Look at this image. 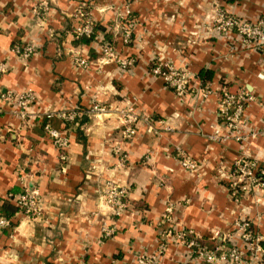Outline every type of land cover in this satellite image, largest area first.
Returning a JSON list of instances; mask_svg holds the SVG:
<instances>
[{
	"label": "crops",
	"instance_id": "0c3cea01",
	"mask_svg": "<svg viewBox=\"0 0 264 264\" xmlns=\"http://www.w3.org/2000/svg\"><path fill=\"white\" fill-rule=\"evenodd\" d=\"M48 1L52 13L49 30L43 33L33 25L40 0H0V62L8 68L0 92L31 90L37 97L26 121L16 106L0 99V215L12 220L11 227L0 231V264H139V255L158 254V223L169 203L177 205V223L198 232L209 245L222 244L223 237L232 235L227 244L243 249L233 227L241 215L264 234V204L253 197L240 203L231 198L228 178L241 145L223 139L227 131L217 116L218 97L197 100V95H188L181 101L151 73V63L161 59L187 66L194 75L193 89L226 87L253 93L257 101L247 105L243 133H259L250 141V150L262 159L264 45L232 44L231 37H217L208 29L217 6L242 20L264 19V0ZM85 4L91 6L100 32L105 29L118 41L117 55L134 60L132 66L104 63L97 42L74 39L71 15ZM126 7L136 17L130 44L117 36L113 14ZM28 44L37 49L28 61L11 52L15 45ZM71 50L89 59L87 69L75 66ZM94 101L133 106L145 120L138 123L134 139L121 145L123 167L114 154L121 130L117 114L87 116ZM69 110L79 113L75 123L51 120L70 138L64 174L45 131V115ZM215 130L218 140L212 138ZM178 148L201 163L197 172L183 169ZM24 181L36 185L44 199L37 221L20 213L12 198L22 192ZM108 181L129 190L131 210L120 217L102 206ZM259 198L264 202V193ZM104 222L116 228L110 238L103 236ZM217 232L220 240L213 239ZM165 244L161 264H206L173 239Z\"/></svg>",
	"mask_w": 264,
	"mask_h": 264
},
{
	"label": "built area",
	"instance_id": "2783aa9c",
	"mask_svg": "<svg viewBox=\"0 0 264 264\" xmlns=\"http://www.w3.org/2000/svg\"><path fill=\"white\" fill-rule=\"evenodd\" d=\"M88 4L82 5L76 9L71 15L73 19L72 34L75 40L81 38H91L93 35L100 33L96 29V23L93 19L92 10ZM114 10V9H113ZM52 9L48 0H40V3L34 10L33 25L40 29L43 33L49 30V20ZM129 7L123 10H114L113 14L116 19L117 36L123 43L130 44L132 42L133 29L135 27V18ZM211 26L208 31L212 35L220 38L231 37L233 43H241L243 46L264 45V19H259L254 22L242 20L234 14L227 12L223 7L217 6L211 17ZM96 42L100 48L101 58L104 63H116L122 68H128L134 64V60L123 59L117 55V52L111 44L103 41V37L98 34ZM11 52L19 56L22 60L28 61L37 53L36 47L31 44L15 45ZM73 61L76 67L87 69L90 62L89 59L83 57L77 50H71ZM151 73L162 79L166 86L170 88L176 96L183 101L188 95H197L196 99H207L212 94L218 97L217 116L219 123L227 131L224 140H233L241 145L240 155L234 161L229 174L230 184L229 190L231 198L235 203L242 202L243 199L253 197L257 204H264L259 195L264 193V156L262 159L253 156L250 150V141L258 136V132L243 133L244 115L247 105L257 101V97L247 91L241 89L236 92H231L226 87H219L215 90L211 88L201 87L193 89L191 87L194 78L193 73L186 66L177 67L170 61L161 59L153 61ZM8 68L6 63L0 62V79L7 73ZM262 79L264 77L261 76ZM0 99L7 104L18 108V116L21 120L26 121L30 116V108L34 106L37 97L31 90L16 93L14 91L0 92ZM112 113L117 114V119L121 125L120 139L116 142L114 154L118 157V166L123 167L126 157L123 154L121 145L129 140L134 139L138 133L137 125L143 120L139 116L133 106L112 107L102 105L94 101L86 111L89 117H103ZM47 123L45 131L53 142L54 147L59 153L61 164V172L66 173V164L68 161L67 151L70 147V138L64 132L55 129L51 125V120L55 117L61 119L65 123H75L79 113L76 110L48 112L46 113ZM145 121V120H143ZM148 122V121H146ZM149 131H153V127L148 125ZM55 133V135H53ZM215 140L220 139V133L215 130L212 137ZM179 149V148H178ZM180 163L183 169L188 172L195 173L201 163L192 159L185 154L183 150H178ZM23 190L19 195L12 197L22 213L29 221H37L44 212V199L39 188L27 181L23 182ZM129 190L124 185H119L108 181L103 190L102 206L107 207L111 215L120 217L131 210L129 201ZM177 205L174 203L167 204L164 214L159 220L158 225L162 229V243L158 247L156 255H139L137 261L139 264H161L159 254H163L167 246L165 241L173 239L179 246L185 247L190 255L198 262L206 264H219L223 258L224 264H264V234H262L253 221L241 215L234 221V230L238 234L243 244V249L235 246H229L227 237L222 238V244L214 248H210L202 243V236L194 230L181 227L175 218V209ZM12 220L9 217L0 215V231L11 227ZM103 236L110 238L116 233L114 226L103 223ZM221 235L217 232L213 239L220 238ZM245 255H248L246 258ZM212 257V259H209Z\"/></svg>",
	"mask_w": 264,
	"mask_h": 264
},
{
	"label": "trees",
	"instance_id": "16d2710c",
	"mask_svg": "<svg viewBox=\"0 0 264 264\" xmlns=\"http://www.w3.org/2000/svg\"><path fill=\"white\" fill-rule=\"evenodd\" d=\"M133 14V13H132ZM133 16H134V14H133ZM134 18H136L135 16H134ZM101 25H99V24H97L96 23V29L100 32V30H101ZM98 34H100L102 37H103V41L102 42H104V41H106V42H108L109 44H111L112 46H113V48L115 49V48H117V40H113L111 37H110V34H108L106 31H105V29H103L100 33H98ZM98 34H95V35H93L91 38H86V37H84V38H81V39H79V40H77V41H79V42H82V43H87V44H90V43H93V42H96L97 40H96V37L98 36ZM151 66H152V64H151ZM231 91V90H230ZM231 92H234V91H231ZM17 206V205H16ZM18 208V210H19V207H17ZM163 229V228H162ZM218 240V239H217ZM219 240H220V238H219ZM202 243H204V244H206L207 246H209L210 248H214V247H216L217 245H219L220 243H221V241H216L214 244H212V245H209V244H207L206 243V240H204L203 238H202ZM229 242V241H228ZM245 257L247 258L248 257V255H245Z\"/></svg>",
	"mask_w": 264,
	"mask_h": 264
},
{
	"label": "clouds",
	"instance_id": "9594fccd",
	"mask_svg": "<svg viewBox=\"0 0 264 264\" xmlns=\"http://www.w3.org/2000/svg\"><path fill=\"white\" fill-rule=\"evenodd\" d=\"M114 6V5H113ZM100 11H103V9H100ZM53 135H55V133H53ZM239 234V233H238ZM237 234V235H238ZM13 239L15 240V237H13ZM209 259H212V257H209ZM219 264H224L223 258H221V261L219 262Z\"/></svg>",
	"mask_w": 264,
	"mask_h": 264
}]
</instances>
